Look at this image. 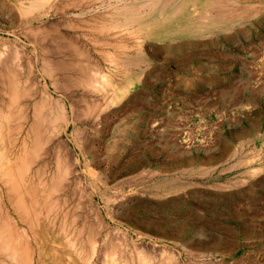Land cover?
I'll list each match as a JSON object with an SVG mask.
<instances>
[{"label": "rangeland", "instance_id": "1", "mask_svg": "<svg viewBox=\"0 0 264 264\" xmlns=\"http://www.w3.org/2000/svg\"><path fill=\"white\" fill-rule=\"evenodd\" d=\"M37 1L0 0V264H264V0Z\"/></svg>", "mask_w": 264, "mask_h": 264}, {"label": "bare ground", "instance_id": "2", "mask_svg": "<svg viewBox=\"0 0 264 264\" xmlns=\"http://www.w3.org/2000/svg\"><path fill=\"white\" fill-rule=\"evenodd\" d=\"M28 1V3L27 4H25V6H24V12H25V15H28V16H30V18H28V19H30L29 21L30 22H41L47 15H48V12H44V11H46V9H43L42 10V5L40 4V2L38 3V1L37 0H27ZM178 1H180V0H142V3L141 4H143V6L145 7V8H147V10L149 11V12H153V11H167L168 12V9H171L174 5H176V3L178 2ZM181 4V3H180ZM140 7H142V6H140ZM139 7V8H140ZM22 8H23V6H22ZM143 8V7H142ZM177 8V7H176ZM173 9H175L174 7H173ZM208 9V8H207ZM144 10V9H143ZM172 10V9H171ZM42 11V12H41ZM119 11V15H121V17H125V18H127L129 21H135V22H142L143 21V17L142 16H144V15H142V14H139V13H137L136 11H133L132 9H130V8H128V7H123V8H121V9H119L118 10ZM175 12H177V10L175 11ZM23 13V12H22ZM161 13V12H160ZM114 14V13H113ZM143 14H144V12H143ZM153 14V13H152ZM159 14V13H158ZM24 15V14H23ZM151 15V14H150ZM117 16V15H116ZM153 16V15H152ZM155 16V15H154ZM173 16V15H172ZM147 17V16H146ZM146 17H144L145 18V22H147L146 21ZM148 17H149V15H148ZM158 17V16H157ZM162 17V16H161ZM201 18V17H200ZM123 19V18H122ZM158 19V18H157ZM169 19V18H168ZM167 19V20H168ZM170 19H171V17H170ZM126 20V19H125ZM127 20V21H128ZM131 21V22H132ZM212 21V20H211ZM222 21V20H221ZM153 22V21H152ZM151 22V23H152ZM125 23V22H124ZM132 23H134V22H132ZM159 23V22H158ZM166 23V22H165ZM212 23V22H211ZM164 24V23H163ZM158 25V24H157ZM155 26V25H154ZM112 27V26H111ZM157 27V26H156ZM160 27V26H159ZM164 27V26H163ZM184 33H180V35H183ZM52 39H54L56 42H57V44L58 45H60L61 43H62V37L61 36H59V34L58 35H56V36H54V37H52ZM51 39V40H52ZM56 45V44H55ZM54 45V46H55ZM133 62V61H132ZM125 63H127V62H122L121 64H125ZM130 63V62H129ZM129 66V65H128ZM122 67H126V65H124V66H122ZM58 72V71H57ZM124 72H126L125 70H124ZM127 73V72H126ZM57 75V73L55 74V76ZM53 76V75H52ZM55 76L53 77V78H55ZM50 102V101H49ZM48 108V107H47ZM49 108H50V110H44L45 108L43 107V110H39L38 109V114L40 115V117L42 116H44V115H46V114H49V116H50V118L52 117L54 120H55V122H59L58 120H62L61 118H63L62 117V111L60 110V109H58L57 110V108H58V106L56 107L55 105H53V103H49ZM41 109V108H40ZM37 112V111H36ZM55 113H56V118H54L53 117V115H55ZM52 123H54V121L52 122ZM46 125V124H45ZM54 125V124H53ZM2 161V160H1ZM7 168H8V166H7ZM8 172H9V169H5L4 167H2V165H1V162H0V181H4L5 180V178H3V177H5V176H8L7 174H8ZM9 174H10V172H9ZM11 175V174H10ZM4 179V180H3ZM6 179H8V178H6ZM7 181V180H6ZM5 182V181H4ZM1 183V182H0ZM2 184V183H1ZM3 185V184H2Z\"/></svg>", "mask_w": 264, "mask_h": 264}]
</instances>
